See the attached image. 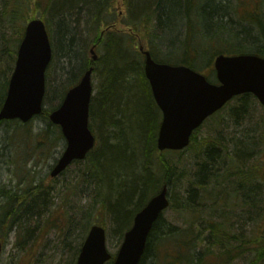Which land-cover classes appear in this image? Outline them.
Returning <instances> with one entry per match:
<instances>
[{
	"label": "trees",
	"instance_id": "obj_1",
	"mask_svg": "<svg viewBox=\"0 0 264 264\" xmlns=\"http://www.w3.org/2000/svg\"><path fill=\"white\" fill-rule=\"evenodd\" d=\"M213 1L193 11L196 0H0V62L5 56L14 62L24 27L34 18L55 33L54 55L62 52L65 62L72 64L76 52L83 54L92 45L102 52L96 63L82 59L58 96L52 99L46 93L49 109L42 117L47 127L39 135L40 146L51 141V131L62 139L48 116L80 75L94 66L100 82L91 99L89 127L99 131L101 142L63 173L72 171V178L61 188L43 190L35 181L25 192L0 186V241L21 226L19 218L34 216L38 209L35 219L46 210L45 196L62 193L67 205V198L70 203L77 194L72 186L79 187L78 194L89 203L74 222L81 241L53 244L57 253L71 250L70 264H75L100 214L108 215L109 233L121 239L135 213L165 184L173 222H155L139 264H159L162 253L164 264H236L245 256L246 264H264V109L257 100L250 94L233 98L206 121L210 131L202 132V125L183 151L156 150L161 115L143 74L140 47L159 63L208 71L212 83H217L213 60L218 55L264 58L263 0H250L254 12L244 8L245 0H233L230 6L229 0ZM229 15L235 17L233 27L224 22ZM82 31L84 42L78 39ZM7 80L0 83V107ZM232 119L235 126L247 123L238 138L227 132ZM71 216L55 224L50 214L45 222L71 236Z\"/></svg>",
	"mask_w": 264,
	"mask_h": 264
},
{
	"label": "water",
	"instance_id": "obj_2",
	"mask_svg": "<svg viewBox=\"0 0 264 264\" xmlns=\"http://www.w3.org/2000/svg\"><path fill=\"white\" fill-rule=\"evenodd\" d=\"M143 53L144 74L162 113L156 142L159 151L184 149L193 131L236 96L252 94L264 108V58L254 55H218L214 59L218 81V85H215L190 68L158 64L151 59L149 52ZM91 54L95 61L93 50ZM51 57L50 41L43 21H29L17 50L6 97L0 109V122L19 119L26 123L41 114L45 72ZM91 73L90 68L79 83L68 90L60 106L49 115L50 122L60 127L66 141L62 155L52 168L51 177L58 176L73 161L83 160L94 146V137L88 128ZM167 192V187L163 186L136 213L113 264H139L153 224L169 205ZM110 258L104 229L91 227L76 264H105Z\"/></svg>",
	"mask_w": 264,
	"mask_h": 264
},
{
	"label": "rangeland",
	"instance_id": "obj_3",
	"mask_svg": "<svg viewBox=\"0 0 264 264\" xmlns=\"http://www.w3.org/2000/svg\"><path fill=\"white\" fill-rule=\"evenodd\" d=\"M219 1L222 3L223 0H214L213 4H217ZM237 7H239L240 11V8L243 6L237 5ZM248 7L249 2H246L244 4V8L247 10ZM262 10L264 11V6ZM117 11L119 15L122 16L124 9L119 7ZM49 35L53 40L55 33L53 31H49ZM78 39L82 42L86 40L83 31L81 36H78ZM88 41H90V38L87 42ZM53 45L55 46L52 42V46ZM88 48L83 54L76 52L77 57L74 58V62L72 64L65 62L62 52H56V55L53 56L51 64L46 71V92H49L52 99L55 96H58V93L62 88L66 85H70V80H68V78L74 73L73 69L78 68L76 65H81L84 58H90V46ZM53 50L54 52L56 51L55 47ZM95 53L97 56L102 54V52L98 49H95ZM10 62L11 60H9L6 56L3 58L2 62H0V83H2L6 78L8 79L11 73L9 69L13 63L11 62L10 65ZM12 68L13 67H11V71ZM207 72L208 71L201 73L208 76ZM91 79L93 86L97 87L100 82V75L96 74L92 76ZM54 103L56 102H53V104ZM45 108L47 109L48 106L45 105ZM225 114L226 112L223 115L225 116ZM246 126L247 123L245 122H238V125L235 126V121L232 119L229 122L227 132L234 134L233 138H238L236 136H241V132ZM46 127L47 123L44 117H38L25 126H18L17 123L13 122H4L0 125V186H4L6 189L12 188L16 191L25 192V190H29L28 188L33 181H35V185L40 184L41 188L46 190L52 186L61 188L69 180H71L72 171L64 177L56 179H51L49 177L51 166L55 163L56 159L59 158L61 152L63 151L64 141L61 138H58L59 136H57V132L54 133L51 131L49 136V140H51L49 143L51 144L45 142L44 145L40 146L42 138L39 135ZM210 127L211 124L209 122L205 123L203 125L202 132L210 131ZM94 130L96 134H99V131L97 132L96 128ZM98 141L101 142L100 134ZM52 180H55V183H53ZM78 189L79 187L73 188L72 186V190H74L77 194L72 196L73 201L71 199L70 203L69 198H67V205L64 204L65 197L63 198L62 193L52 192L48 196L44 197V201L47 204L46 210L37 215L35 219L33 218L39 212L38 209H34V216L30 215L25 220L19 218V223H22V227H18L14 231L15 233L11 234L9 237H2L4 249L1 253L0 264H70L72 251L65 250L61 252V254L59 252L57 253L56 250L53 249V244H60L62 241H67V244L71 245V241L73 243L81 241L80 227L74 222L77 220L76 213L79 210L87 208L89 203L85 201V198L80 197ZM87 191L88 188L84 192ZM55 204L56 206L54 208ZM61 208L72 215V223H74L72 226L74 232L71 236H69L68 233H62L63 229L58 232L53 229V227L49 228L48 224L45 222L49 215L53 214L54 219H56L54 222L55 224H58L59 221L64 223V218L69 217L62 213ZM171 217H173V213L171 211L163 214V218L166 223L173 222ZM69 220L71 219L69 218ZM96 221L105 229L112 227L109 217L106 214H100ZM107 232H109V229ZM121 241L122 240L115 234V232L109 233V238L107 240V248L109 252L115 254L120 247ZM162 254H159V257L161 256L158 261L159 264H163ZM245 257L246 258L238 260L236 264H246L247 256ZM62 258L64 261L63 263L61 260ZM149 263L150 260L146 262V264Z\"/></svg>",
	"mask_w": 264,
	"mask_h": 264
},
{
	"label": "bare ground",
	"instance_id": "obj_4",
	"mask_svg": "<svg viewBox=\"0 0 264 264\" xmlns=\"http://www.w3.org/2000/svg\"><path fill=\"white\" fill-rule=\"evenodd\" d=\"M208 1V4H207V2L205 1V0H196V3L194 4L195 5V7H194V10L193 11H195V10H198V8H202V6H204V5H208V7L210 6V4H209V1L211 2V0H207ZM231 0H230V2H229V6H230V4H231ZM246 2H249V7H248V9L247 10H250L251 12H254V11H256L257 9L254 7V5L251 3V1L250 0H245V3ZM264 2V1H263ZM264 6V5H263ZM197 8V9H196ZM200 17V16H199ZM224 22L227 24V26H231V27H233V26H235V24L234 23H232V20H235V17L233 16H230L229 15V18L226 16V17H224ZM94 47H96V45H92V47H90V48H94ZM90 67H94V66H90ZM97 67H99V66H97ZM100 67H103V66H101L100 65ZM64 99V98H63ZM63 99H62V101H63ZM62 101H61V103H62ZM60 103V104H61ZM7 190H9V188L7 189Z\"/></svg>",
	"mask_w": 264,
	"mask_h": 264
}]
</instances>
